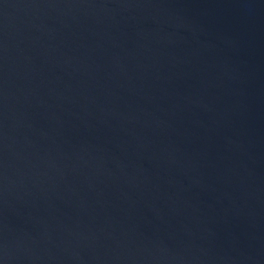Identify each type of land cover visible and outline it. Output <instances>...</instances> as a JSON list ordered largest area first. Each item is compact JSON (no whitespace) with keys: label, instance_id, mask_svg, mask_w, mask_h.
<instances>
[{"label":"water","instance_id":"1","mask_svg":"<svg viewBox=\"0 0 264 264\" xmlns=\"http://www.w3.org/2000/svg\"><path fill=\"white\" fill-rule=\"evenodd\" d=\"M0 264H264V0H0Z\"/></svg>","mask_w":264,"mask_h":264}]
</instances>
